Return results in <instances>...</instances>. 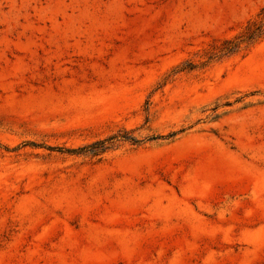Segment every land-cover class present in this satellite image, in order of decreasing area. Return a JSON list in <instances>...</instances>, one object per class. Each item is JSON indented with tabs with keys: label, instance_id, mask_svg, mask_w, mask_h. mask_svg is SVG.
Instances as JSON below:
<instances>
[{
	"label": "rangeland",
	"instance_id": "obj_1",
	"mask_svg": "<svg viewBox=\"0 0 264 264\" xmlns=\"http://www.w3.org/2000/svg\"><path fill=\"white\" fill-rule=\"evenodd\" d=\"M0 264H264V0H0Z\"/></svg>",
	"mask_w": 264,
	"mask_h": 264
},
{
	"label": "trees",
	"instance_id": "obj_2",
	"mask_svg": "<svg viewBox=\"0 0 264 264\" xmlns=\"http://www.w3.org/2000/svg\"><path fill=\"white\" fill-rule=\"evenodd\" d=\"M250 38H252V37H250Z\"/></svg>",
	"mask_w": 264,
	"mask_h": 264
}]
</instances>
